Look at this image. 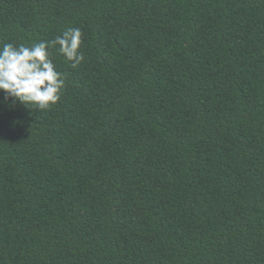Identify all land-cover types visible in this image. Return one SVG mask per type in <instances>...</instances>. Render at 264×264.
<instances>
[{
	"label": "trees",
	"instance_id": "obj_1",
	"mask_svg": "<svg viewBox=\"0 0 264 264\" xmlns=\"http://www.w3.org/2000/svg\"><path fill=\"white\" fill-rule=\"evenodd\" d=\"M69 28L55 105L0 94V264H264V0H0Z\"/></svg>",
	"mask_w": 264,
	"mask_h": 264
},
{
	"label": "clouds",
	"instance_id": "obj_2",
	"mask_svg": "<svg viewBox=\"0 0 264 264\" xmlns=\"http://www.w3.org/2000/svg\"><path fill=\"white\" fill-rule=\"evenodd\" d=\"M81 31L69 28L51 41L24 43L14 46L5 43L0 47V94L12 104L30 105L37 110H47L60 99L65 79L55 70L48 50L59 46V53L72 68L85 59L79 51Z\"/></svg>",
	"mask_w": 264,
	"mask_h": 264
}]
</instances>
